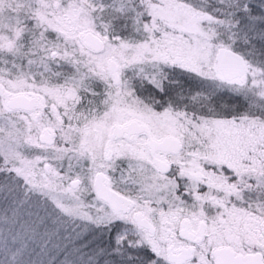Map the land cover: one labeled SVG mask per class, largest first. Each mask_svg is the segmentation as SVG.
I'll return each instance as SVG.
<instances>
[{
	"label": "snow or ice",
	"instance_id": "snow-or-ice-1",
	"mask_svg": "<svg viewBox=\"0 0 264 264\" xmlns=\"http://www.w3.org/2000/svg\"><path fill=\"white\" fill-rule=\"evenodd\" d=\"M0 264H264V0H0Z\"/></svg>",
	"mask_w": 264,
	"mask_h": 264
}]
</instances>
